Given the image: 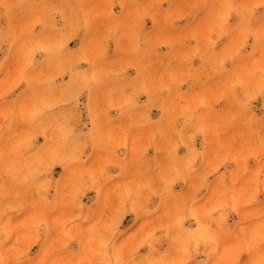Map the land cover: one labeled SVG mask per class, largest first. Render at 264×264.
Wrapping results in <instances>:
<instances>
[{
	"label": "rangeland",
	"instance_id": "374dc122",
	"mask_svg": "<svg viewBox=\"0 0 264 264\" xmlns=\"http://www.w3.org/2000/svg\"><path fill=\"white\" fill-rule=\"evenodd\" d=\"M0 264H264V0H0Z\"/></svg>",
	"mask_w": 264,
	"mask_h": 264
}]
</instances>
